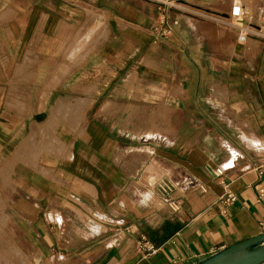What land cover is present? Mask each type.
Returning a JSON list of instances; mask_svg holds the SVG:
<instances>
[{"label":"crops","instance_id":"crops-1","mask_svg":"<svg viewBox=\"0 0 264 264\" xmlns=\"http://www.w3.org/2000/svg\"><path fill=\"white\" fill-rule=\"evenodd\" d=\"M58 1L0 0V165L12 170L13 187L6 192L11 234L4 239L0 231V256L10 242L23 254L17 264H197L261 233L264 153L254 147L264 141L261 25L246 37L251 42L239 43L224 20L230 0H158L176 3L164 11L171 33L158 35L156 0H112L100 10L108 29L89 63L92 77L83 74L85 59L77 79L68 73L46 87L52 78L40 80L36 67L59 48L60 20L69 22L70 0H61L56 19ZM24 67L32 74L23 77ZM68 103L85 122L83 135L64 138L68 156L40 153L36 166L25 161L22 142L7 145L4 131L23 129V113L47 124ZM117 106L127 114L160 106L174 115L175 133L143 138L149 153L127 155L126 173L122 157L108 153ZM80 127L60 121L53 129ZM6 146L14 147L9 155ZM231 152L238 158L229 166ZM220 165L227 168L222 178L213 173ZM221 180L236 196L230 204L221 200ZM166 223L174 232L152 242ZM142 238L152 253L141 250Z\"/></svg>","mask_w":264,"mask_h":264},{"label":"rangeland","instance_id":"rangeland-1","mask_svg":"<svg viewBox=\"0 0 264 264\" xmlns=\"http://www.w3.org/2000/svg\"><path fill=\"white\" fill-rule=\"evenodd\" d=\"M230 1L231 5L239 3L238 0ZM241 1L239 4L242 3L244 5V14L246 16L245 19L248 21L246 22L247 24L240 23L236 19H233L229 16H227V18H224V20H226V22H228L231 26V29H229V31L231 36L234 37L235 41L238 40L235 38H237L239 34L246 33L247 31L249 33L252 30L256 29V27L254 26L255 24L261 25L260 29L264 31V23L261 22L264 19L261 20L260 16L263 0H250L246 2L244 0ZM113 3L114 2H112V0H70L69 4L65 2V8L67 5L70 10L69 22L67 20L64 23L62 20H60L58 27L55 28L58 29L57 34L55 35V41L57 42V45L59 44V48L54 51V56H52L50 59H40V61L38 62V66L36 67L35 74L38 75V78L40 80L46 79L48 76L52 78L51 81L54 83L47 82L45 83L46 87L58 84V81L68 73H73V79H77L78 74L80 73L79 65L81 62H85V59H87L88 61V66L87 71H84L83 74H86L88 78L92 77L94 70L93 67H91L92 65H89V63H92V61H94L93 59L96 57L95 54L98 39L100 40L103 37L101 35L105 33L104 30L108 29L106 16L100 10L103 8L110 9V6ZM54 4L56 6V13L54 12L56 19L58 17L61 18L63 15L62 8H60L62 6L61 0L55 2ZM154 4L156 6L155 9L157 10V12H159L161 19H164V11H166V9L169 8L170 10H172L176 5V3L173 2L170 3L166 1L161 3L158 0L154 1ZM43 5L44 3L40 2L41 8L43 7ZM41 17L39 20L40 26L42 25L45 16L41 15ZM157 21L160 20H156L154 22ZM152 28L155 29L154 27ZM245 29H247V31ZM246 40L251 42V40L249 39ZM115 45H119V41H116ZM83 69L85 68L83 67ZM31 74L32 73L30 70H27V68L25 67L23 68V77L29 76ZM40 85H42L41 81ZM8 95L6 99L7 105L8 101L10 100ZM42 100H45V102L50 101V99L47 98ZM89 103L90 102H87V106L89 105ZM108 104L110 105V103H107V105ZM68 105L69 107L67 108L64 107V105L61 106L59 110L60 112L58 114L59 117L58 115H56V119H51V121L47 124H43V122H39L36 119L32 120L31 114L23 113V119L21 121L23 129H7L4 131L7 138V145L15 147L14 144H16L17 147V145L22 142V144L20 143V148L23 149L24 153H27V155H25V157H27L25 161H28L29 164H31L32 162L37 166V161L40 155L38 156L35 151H38L43 142L49 140L48 137L51 136V140L54 142V145L52 147H47L48 149H42L41 154L43 153L46 156H68V154H70L71 152V146L65 141L64 138L66 136H69L70 134L73 135L74 133H76V135H83L85 133L84 113L82 111H73V105H70L69 103ZM113 110L115 111H112L111 114L115 116V118H113L114 123L112 125L114 128L109 129L111 141L108 145V153L117 154L118 159L122 157L123 160L119 163V166L123 167L125 173L127 169V162L125 157H127V155H134L136 156V158L142 160L143 157L149 153L148 150L144 151L143 148H141L143 146V138L168 136L169 134L175 133L173 126L174 120L172 119L174 115L173 113H171L172 110L170 108L166 109L156 107L149 112L147 111V108L131 107V111L129 114H127L126 110L123 113L122 108L121 112L118 111L120 110V107L118 106L117 108H113ZM65 116L66 119L64 120ZM151 116H155L154 119H157L158 123L153 127L148 128L152 131H150V134L147 135L146 130ZM60 121H64L72 128L79 127L80 125L81 127L80 129H71L72 131H57L53 129V126ZM58 138L62 141H58ZM133 144L136 146V148L128 151L125 146ZM11 146L3 147V149L7 150L8 155L10 152L9 150H11L10 148H14ZM11 171H9L6 166L1 167L0 165V231L1 236L4 239H8L9 235L11 234L8 227L9 218L8 214L6 213V208L8 207L9 200L8 194L6 192L10 189H13L12 181L10 178ZM46 174H48V171L46 172ZM48 177L51 178V176ZM52 179H55L54 175L52 176ZM137 192L141 191L137 190ZM4 220H6V223H4ZM104 228L107 229V226H105ZM10 244V242H7L6 251L2 249L4 252L1 253L2 256H0V262L2 261L4 264H17L20 261L13 258V253H16L18 255V252H16L15 250L11 252ZM8 252H11V257L9 256ZM24 261H26V257H23V259L21 260V262Z\"/></svg>","mask_w":264,"mask_h":264},{"label":"built area","instance_id":"built-area-1","mask_svg":"<svg viewBox=\"0 0 264 264\" xmlns=\"http://www.w3.org/2000/svg\"><path fill=\"white\" fill-rule=\"evenodd\" d=\"M243 5L242 4H232L231 5V9H230V13H229V17L236 19L237 21L242 17V10H243ZM262 17L264 19V1L262 4ZM164 19H161L160 21L154 22L153 26L155 28V31L158 35H168L171 33V27L167 26L164 21ZM264 23V20H263ZM260 29V28H259ZM247 31V29H245ZM249 33H243V34H239V36L237 37L238 42L242 43L243 41H245L246 37L248 36ZM261 36L264 37V33H260ZM256 149L261 150L264 153V141H260L259 144H257L256 146H254ZM238 158V153L237 152H231V164L229 166H232L234 164V162L237 160ZM226 167L225 166H217L214 169V175L218 178H222V176L224 175V172L226 171ZM221 185L223 187V194L221 196V200L224 203L230 204L232 202H234L236 200V196L233 193V191L231 190L229 183L226 182L225 180H221ZM263 190H260V196L262 195ZM260 227L262 228V230L264 231V221H261L260 223ZM143 239V243L141 245V250L145 251V254L147 253H152L155 250V246L149 242L147 239L142 238Z\"/></svg>","mask_w":264,"mask_h":264},{"label":"water","instance_id":"water-1","mask_svg":"<svg viewBox=\"0 0 264 264\" xmlns=\"http://www.w3.org/2000/svg\"><path fill=\"white\" fill-rule=\"evenodd\" d=\"M264 261V231L226 247L197 264H261Z\"/></svg>","mask_w":264,"mask_h":264},{"label":"bare ground","instance_id":"bare-ground-1","mask_svg":"<svg viewBox=\"0 0 264 264\" xmlns=\"http://www.w3.org/2000/svg\"><path fill=\"white\" fill-rule=\"evenodd\" d=\"M240 1L241 0H238V2L240 3ZM245 1V0H244ZM241 2H243V1H241ZM238 3V4H239ZM242 4V3H241ZM245 14H244V8H243V10H242V17L238 20L240 23H243V24H247L246 22H248L246 19H245ZM240 45V44H239ZM238 46V45H237ZM240 47V46H239ZM237 48V47H236ZM217 86V85H216ZM219 87V86H218ZM215 89H217V87L215 88ZM222 89V88H221ZM221 91V90H220ZM218 93V92H217ZM220 93V92H219ZM221 94V93H220ZM222 94H223V92H222ZM162 95V94H161ZM219 95V94H218ZM106 106H109V104L107 105V103H105L104 104V107H106ZM162 106V105H161ZM160 107V106H159ZM160 108H166V107H160ZM65 110V109H64ZM64 110H61V111H64ZM81 110H83V109H81ZM58 117H59V115H58ZM154 117L155 116H151L150 117V122H149V124H148V126H147V135H149L150 133V131H152V130H150V129H148L149 127H153L154 125H156L157 123H158V120L157 119H154ZM66 119V116L64 117V120ZM49 138V140H46V141H44L43 142V144H42V146H40V148H39V150L38 151H35L36 152V154L37 155H39L40 153H41V150L42 149H46L47 147H52L53 145H54V142L51 140L52 139V137L51 136H49L48 137ZM47 138V139H48ZM58 141H61V140H58ZM52 144V145H51ZM36 149V148H35ZM34 149V150H35ZM48 149V148H47ZM19 151V150H18ZM17 153V152H16ZM15 153V154H16ZM22 154L25 156V155H27V153H24L23 152V149H22ZM33 155V154H32ZM11 245V247H10V251L12 252L13 250H15L16 252H18L17 250H16V247L14 246V244L13 243H11L10 244ZM11 252H8V254H9V256L11 257ZM14 254V256H13V258H15L16 260H18L19 261V258L18 257H20V255H23L21 252L20 253H18V255L16 254V253H13ZM17 262V261H16ZM49 263H51V262H49ZM45 264H47V262L45 263Z\"/></svg>","mask_w":264,"mask_h":264},{"label":"trees","instance_id":"trees-1","mask_svg":"<svg viewBox=\"0 0 264 264\" xmlns=\"http://www.w3.org/2000/svg\"><path fill=\"white\" fill-rule=\"evenodd\" d=\"M174 232V228L170 227L169 223H166L164 226L162 233L160 234L159 231H153L152 234L150 235V240L152 242H159L168 237L170 234ZM161 236V237H160Z\"/></svg>","mask_w":264,"mask_h":264}]
</instances>
